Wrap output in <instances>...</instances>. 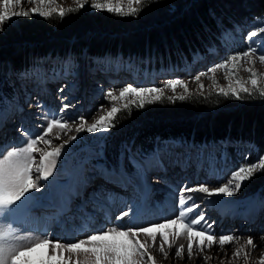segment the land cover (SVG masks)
Wrapping results in <instances>:
<instances>
[{"label": "snow or ice", "instance_id": "6c2138e0", "mask_svg": "<svg viewBox=\"0 0 264 264\" xmlns=\"http://www.w3.org/2000/svg\"><path fill=\"white\" fill-rule=\"evenodd\" d=\"M54 0H0V31L4 30V25L10 23L16 17H31L37 14L44 18H51L57 9L50 8L49 5ZM142 4V0H127V6H123L122 0H76L77 8H69L67 12H75L84 8L86 4L96 10H106L120 16H136L141 7H133ZM25 4L35 5L25 8ZM19 8V10H16ZM58 14L61 18L66 14L64 8H59ZM257 31H249L247 38L249 45L247 50L238 51L235 54L226 57L220 63H214L207 69V73H215L218 69L225 70L231 78L235 75L234 70L244 61L254 63L252 57L257 55L259 61L264 63V36H261L260 43L257 45L254 37L258 32L264 34V27L259 23L253 25ZM66 64L70 62L66 61ZM231 64V68L228 65ZM36 68L25 70L20 73L21 79L34 75ZM55 71V70H54ZM249 71V82L253 88L258 85V73L251 68ZM201 72L192 79L199 82L201 76L207 75ZM215 83V81H214ZM239 87H233L231 84L228 89L220 88L219 92L225 97L229 95L236 99L241 98V93L251 94L250 89L245 86L244 81L237 79ZM202 90L204 85L198 84ZM182 88L184 93L189 91L188 83L182 79H169L162 87L152 86H133L129 83L127 86L120 87L118 95H115V89H109L103 93L105 98L112 104L110 110L105 115H101L95 122L88 123L83 113L69 115L75 107L68 101L67 96L61 97V106L55 110L44 111L38 103L36 106L41 109L42 115L37 119L41 121L35 131H29L20 127L17 131L21 135L19 142H9L0 145V264H158L155 256L150 249L157 248L164 259L167 260L169 253L174 251V258L179 260L202 259L203 264H208L210 260L220 259V264H225V258H228V264L234 259H239L241 253L244 256V264H248L250 253L246 251L247 247L255 249L257 247L251 236L247 238L246 246L237 247L228 257L226 246L237 242L241 237L233 233H216L213 230L215 221L208 222L206 214L201 208V202L197 198L186 193H202L207 198H212L219 194L232 196L241 189L242 182L250 179L257 170H264V157H258V163L238 164L230 171V177L226 182L223 178L218 181V186L209 187L207 182H197L193 186L184 184L175 191L179 193L176 203V211L172 217H160L157 220L148 221L147 226L130 221L128 224L117 223L111 227H93L90 233L82 239H68L65 241L61 237H55L48 232L40 233L39 237L33 239L31 236L22 234L23 230L17 225L16 218L27 215L31 212L35 204L44 199L43 196H36V192H41L45 187H50L57 167V161L65 154V146L72 141L77 140V135L68 136L63 139V135L73 131L75 133L87 132L90 134L100 133L98 139L101 141L97 149L83 161L90 167L92 173L103 178L108 183H116L117 179L129 178L126 170L125 161L135 170L134 175L143 178L147 171L158 169L165 170V160L171 166H178L182 170L195 165L198 169L204 168L205 160L209 161L207 171L213 172L215 157L211 154L206 156L205 149L198 148L196 145H188L186 151L175 152L173 148L179 142H158L156 147L150 152H144L140 149L133 151L131 145H125L115 163H110L104 155L103 140L110 129L116 125L114 120L121 111L115 105L116 101H124L123 108L131 113L132 107L143 108L146 104L162 100L165 89L176 92ZM63 93L65 89H58ZM260 95L264 96V89H259ZM170 101L177 99L184 100V94L166 97ZM12 103L7 95L0 92V106H6ZM101 105L98 111H103ZM4 108L0 107V111ZM22 111V109H20ZM60 140L61 143L55 144L54 141ZM183 147V145H181ZM95 161V162H94ZM117 178V179H113ZM90 177H85L83 184L86 186ZM42 181L48 184L41 183ZM123 186V185H121ZM104 191L101 188V192ZM98 193H93V201H98ZM114 194L108 193L105 201L111 205L115 201ZM83 206H81L82 211ZM134 206H129L128 211L121 210L115 216L116 221H123L133 213ZM67 204L62 202L58 206V214L66 212ZM111 223V221H106ZM186 238L187 245L178 244L180 238ZM171 238V239H170ZM264 240V234L261 235ZM19 241H27V246H21ZM217 247L224 253V257L219 254L213 256L211 249ZM37 248H44L47 254V260L34 262L29 253ZM83 254L84 259L80 260ZM55 257V260H54ZM259 264H264V253L259 257Z\"/></svg>", "mask_w": 264, "mask_h": 264}, {"label": "trees", "instance_id": "16d2710c", "mask_svg": "<svg viewBox=\"0 0 264 264\" xmlns=\"http://www.w3.org/2000/svg\"><path fill=\"white\" fill-rule=\"evenodd\" d=\"M136 16L80 9L63 18L16 17L0 31V65L22 63L26 54H40L55 44H88L143 55L154 50L177 57V51L205 50L206 40L220 34L233 21L264 17V0H144ZM218 18V19H217ZM175 51V52H172ZM190 56L191 54L188 53ZM160 101L143 108L118 112L107 140L108 152L119 145L135 143L150 152L159 139L192 140L198 143L251 141L264 153V96L259 90L241 93V98L220 92L186 96L184 100ZM243 122H246L244 124ZM264 186V170L252 177L240 191L251 194Z\"/></svg>", "mask_w": 264, "mask_h": 264}, {"label": "rangeland", "instance_id": "374dc122", "mask_svg": "<svg viewBox=\"0 0 264 264\" xmlns=\"http://www.w3.org/2000/svg\"><path fill=\"white\" fill-rule=\"evenodd\" d=\"M144 0H142L143 2ZM63 2V3H62ZM101 3H103V0H100ZM123 6H127V0H122ZM141 5V4H140ZM140 5H136L135 3H133V7H140ZM35 5L32 4H25L24 7L25 8H30L33 7ZM50 8L53 9H57L56 12H54L53 14H58V10L59 8H64L69 9V8H77V4H76V0H54V3H52L51 5H49ZM89 9L91 10L90 12H101V11H106V10H96L90 7V4H86L84 6V8L82 9ZM16 10H19V8H17ZM108 12V11H107ZM111 13V12H110ZM124 17H128V16H124ZM25 18H31V19H40V18H44L41 17L37 14H33L31 15V17H25ZM259 23L260 27H264V18L263 19H256L254 20L252 23H249L247 25H236L234 27H228V29H225L223 32H221V34L219 36H217V38H219L217 40V42L214 44L213 48L210 49L209 53L207 54V56H205L204 58H201V55H199V53L196 55L197 58L193 61H191L190 63H186L184 68H179L178 66L175 65H180L182 62L184 63L185 60H180V62H176L173 63L172 66H168L169 68L172 67L171 69H167V67H165L164 69H160L159 71H156L155 69L157 67H154V65H152V63H149V60H153L155 57H152V55H149L148 61H146V63H144V65H142L141 62L137 63V58L133 59L132 61H127L125 63V66H127L129 69L131 70H140L142 71L144 76H148L151 81V83L149 81H147V83L145 85H141L143 84V82H140V86H145V87H152V86H158V87H162L163 85H165L167 83V81L169 79H174V78H178V79H182L184 81H186L188 83V89L189 91L187 93H184L182 88H178L176 90L175 93L172 92V90L170 89H165L164 91V95L165 96H173V95H180V94H184L185 96H190V95H204L208 92H219L220 88H224L225 90L228 89L229 85L231 84V86L233 87H239V85L236 83L237 79L244 81L245 86H247L250 91H254V90H259V89H264V63H261L259 61V58L257 55H254L252 57L254 63H249L247 61H244L242 63H240L238 65V67L234 70L235 75H232L231 78H226L228 77L229 73L226 72L225 70L222 69H218L215 73H207V69L212 67L214 63H220L222 62V60L226 57H229L233 54H235L238 51H243V50H247L248 45H249V40L247 38V33L249 31H257V29L253 26L254 24ZM264 36V34L259 33L257 37H254L253 39L256 40L257 45H259L260 43V37ZM120 58L117 57H113V56H108L105 57L104 59H98L95 57H90V56H86L85 59H82L81 61L79 60H74L73 58H69L66 61L70 62V64H66V61H60L58 59H50V60H45L44 62H42L39 66L38 69L34 75L33 79H38L39 81H43L42 84V89L44 90H49V92L53 89L58 90L60 85H64L61 84L62 81L64 80H60L58 83H55L53 81V78L51 76V72L54 70H57V74L58 76L56 77H61L64 76L66 78H72V80H75L77 78H80L82 75V72L84 69V71L87 72H92L93 78L91 79V86L95 85L96 82H105L107 84V88L106 86H104V84L101 85H95V86H100L98 88V91H94V89L92 87H90L88 85V75L87 73H84L81 79V85H80V90H79V95L76 98H70L69 96H75L76 94H78L76 91H74V89H72V85H71V90L69 91V88H65V92L69 91L68 93H61L62 96H67L68 101L65 102H75V101H82L84 102V100L88 99L91 100L93 98V96H95L97 94L98 96V100L96 101V97L94 102V105L96 108H98V110L100 109L101 105H103L105 103L104 109L103 111H101L96 119H99V117L101 115H105L106 112L108 110H110L112 104L110 103V100L108 98H105L103 93H106L109 89H115L114 94L118 95L119 92V88L124 86H127V83H124L122 85L118 84V83H112L111 80H106L105 81V76H107L108 78H117V74H113L115 72H117V70L122 67V61L119 60ZM229 68H231V64L228 65ZM251 68L253 71L258 73V85L257 88H253V86L251 85V83L249 82V76L250 73L249 71H247V69ZM201 72H206L207 75L205 76H201V79L199 82H195L192 77H194L195 75L201 73ZM106 73V74H105ZM131 74V72H128ZM170 75V76H169ZM12 76V75H11ZM142 78H137V81H140ZM153 79H155L153 81ZM116 80V79H115ZM124 80V79H123ZM135 80V82H137ZM153 81V82H152ZM215 81V83H214ZM49 82H52L51 84H48ZM145 82V81H144ZM199 83H202L204 85V88L201 90L198 86ZM109 85V86H108ZM133 86H138L136 84H133ZM61 87V86H60ZM77 88V86H75ZM32 87L29 86L27 88V91L32 92L33 90H30ZM34 88V87H33ZM64 88V87H63ZM97 89V88H95ZM88 92H91L90 94ZM58 94V93H57ZM57 94H53L51 95V103L53 102H59V105L61 106V98H58ZM25 97H23V101ZM94 101V100H93ZM92 101V102H93ZM20 101H16L14 103L10 104V107L8 108L7 112H4L3 114L0 115V128L5 127L7 124L9 125L10 122H12L13 120V124L10 125V127H13L17 121L21 120L22 118H24V121L21 122L20 127L26 128L29 131H35L37 128L32 124V122L30 121V118L28 116H24L23 117V112H18L17 116L15 117V113H16V105L17 103H19ZM30 102V101H29ZM36 103L43 105V108H46L48 106V104L43 103L42 101H39L38 99L36 100ZM125 102L124 101H116L115 105L118 108H122L123 109V104ZM78 104V103H77ZM32 106L33 103L28 104V106ZM92 104L90 105V109L88 112H84L83 114L85 115V117L88 120V123H92L94 120V117L96 116V111L97 113L99 112L97 109H91ZM76 108L77 107L76 105ZM73 112V115L79 114L77 111ZM29 109V113H33L36 114L38 108L33 107V108H26V111H28ZM36 123V121H35ZM41 123V121H38L36 124L39 125ZM244 124H246V122H243ZM75 124L72 125L73 127V133H75L74 128H75ZM9 127V128H10ZM18 128L14 129V136L11 137V140H16L19 139V137L21 136L20 133L17 131ZM9 130V129H8ZM100 133H96V134H90L87 132H82L80 134H77V140L76 141H72L70 144L65 146V154L62 155L60 162H57V167L54 170V174L52 177H50L49 179H51L50 181H52L51 184V188H44L46 189L45 191V196H47L50 199H56L59 200V198L62 196H64L65 192L68 191L69 189H74L76 187L77 184L80 183V181L83 180L84 178V174L85 176L90 177L91 179H89L88 183L90 184V191L93 190H98L100 188H102L103 183H106L105 180H101L99 178V176H96L94 173H92V171L90 170L89 165L87 164H83V161L91 154V152L95 151L97 149L98 144L101 142L98 137L100 136ZM1 136H4L1 134ZM63 139H67L69 135H63ZM107 138V134L105 135V139ZM105 139L103 140V144L105 142ZM55 144H59L61 143L60 140H56L54 142ZM4 142L3 140L0 141V145H3ZM161 146L163 147V144H161ZM227 144H214V145H203V146H199L198 148H203L205 149V154L206 156L208 154H211L212 156L215 157V161H214V169L215 171L211 172L210 175L209 171H207V169L209 168V161L205 160L204 162V168L203 169H198L195 165L188 167L185 170H182L180 167H173L171 171V169L169 170L168 176H174L172 175V172L177 171L179 173V177H181V179L185 180V181H181V179L178 177L175 178H168L167 181L170 183L172 181H180L182 183H188L191 180H195L198 178V180H200L201 182H211V178L214 176V180L216 179H221L223 178L226 182L227 178L230 177V171L232 169H234L238 164H251V163H258V157H262V156H255V153L257 152L256 148L254 146H243L242 144H234L235 148L233 150V156H237V158L234 159V161H230L229 159V154L227 151ZM188 148V146L183 145V147H180L177 150H173L175 152H180V151H186ZM115 148L111 147L110 148V152H108L109 156H112V152H115ZM122 150V148H121ZM232 150V149H231ZM121 152V151H120ZM239 152L238 154H235ZM64 162V166L70 170H72L73 172V176L72 178L69 180L68 183L64 182L65 179L64 177L61 175L60 173V167L62 166V163ZM95 162V161H94ZM110 163H113L110 161ZM125 164L127 166V161H125ZM170 164H168V161L165 160V169L167 170V167L169 168ZM171 166V165H170ZM131 170H134L131 167ZM154 171L150 170L146 172V176L150 179H154V181H157V179L159 178H164V174H166V172L163 170H158V169H153ZM187 170L189 171V173L192 175L191 178H188L186 172ZM259 170H257L252 177H254L255 175H257V172ZM128 172V171H127ZM130 173H132V176L134 178H138V180L143 179L141 182H138L137 185H142L145 181L147 182V186L150 190V194L153 190L152 188H150L149 186V180L146 176H144L143 178L138 177L136 175H134V172L129 171ZM89 173V174H88ZM197 177V178H196ZM251 177V178H252ZM129 179V178H128ZM211 179V180H210ZM249 180V179H248ZM160 184V179L159 181H157ZM246 181L242 182V186L244 185ZM42 183V182H41ZM158 183H153L154 186H158ZM167 183V184H169ZM45 184H48V182H45ZM164 183H161L158 187H156V191L157 192H161L160 194H157L152 197V199L150 200V204L152 205L153 202H155L153 204V206L151 207V209H155L150 211L149 213H145L146 217L147 214L148 216H150L153 220H157L160 217H163V212L160 210H156V209H160L163 205L165 211H170V214H174V212L176 210L174 209H170L171 205L176 204L177 202L174 203V198L173 195L174 194V189L179 188L177 185H172L171 187L168 186H164ZM209 187H215L218 186V181L216 182H211V183H207ZM136 185V186H137ZM184 184H182L183 186ZM84 186V185H83ZM95 188V189H94ZM163 188V189H162ZM89 189V188H88ZM165 190V192H163L162 190ZM81 190V189H80ZM139 190V189H138ZM74 191V190H73ZM240 191V190H238ZM238 191H236L234 193V195L232 196H224L223 194H219L215 199V203H217L215 206H219V208L223 207V209L225 210L224 213L226 214H216V207L213 206L212 210L211 209H207V204H203L201 205V208L203 209V211L206 214V218L208 219V222L211 223L212 221H215V224L213 225V230H217L222 228L223 226H225V224H228V228L229 229H234L231 231H235L237 232L238 229H248L246 226H244L243 228H237V225H241L242 220H244L242 222V225H245L246 223H252V216L257 213V220L254 224V226H249L250 228V232L247 231L248 233H250L253 236H256L258 240L261 239V235L264 234V214L261 216V212L263 210V206H264V189H261L260 191H257L256 193L252 194V195H248L245 196V198H238L240 196V194H238ZM76 192V191H75ZM111 194H114V196L116 195L117 191H113L111 190L110 192ZM149 194V195H150ZM139 195H140V190H139ZM179 195V193H176L175 196ZM186 195H191L190 193H186ZM77 196V194H76ZM164 199L163 203H159ZM150 199V198H149ZM74 198L70 199V203H74L73 202ZM145 199L141 198V203H144ZM158 202V203H157ZM102 203H104V201H102ZM174 203V204H173ZM157 204H160L161 206H158ZM75 205V203H74ZM150 205V206H151ZM138 207V206H137ZM211 208V206H209ZM148 208V207H147ZM218 208V207H217ZM230 211L236 215V217H238L239 219H235V223L236 225L233 224H229L226 222H229V220L231 219L230 216ZM116 216L118 214V212L114 213ZM141 213L138 214V217ZM166 214V213H165ZM246 214H251L252 216H248L247 218H243L242 216L246 215ZM145 215H141L140 218H138L136 221L140 222L142 219H147L144 218ZM221 216H224V218H228V221H223L221 222ZM242 217V218H241ZM115 219H113L114 221ZM132 221V220H131ZM238 221V223H237ZM245 222V223H244ZM112 223V222H111ZM142 222L137 223V224H142ZM113 224H109L106 227H111ZM242 227V226H241ZM246 227V228H245ZM22 229V228H21ZM226 228H223V230H225ZM23 230V229H22ZM223 230H219V231H223ZM230 231V230H229ZM217 232V231H216ZM25 233H27L25 230H23L22 234L26 235ZM230 233V232H228ZM33 237L32 234L28 235ZM39 236L36 235V237H34L33 239L38 238ZM70 237H68L69 239ZM85 238V237H82ZM81 238V239H82ZM245 240V235L242 236V238L240 239V243H243V241ZM262 240V239H261ZM257 241V240H256ZM21 246H27V241L26 243H24V241H20L18 242ZM178 244H187V240L186 238H180L177 242ZM38 249V248H37ZM36 249V250H37ZM157 248H152L150 249L151 254L154 253V256L156 258L157 254L158 256L162 257V254L158 253L156 251ZM34 251L32 253L29 254V257L34 260V262L41 260H44L42 258V255L39 252L40 251ZM154 250V251H152ZM246 251H248L250 253L249 256V262L248 264H259V257L262 253H264V240L255 248L254 253L253 251H249L248 249H246ZM153 252V253H152ZM157 252V253H155ZM222 253H220V257H222L221 255ZM228 257L232 256V250L228 249ZM55 258V257H54ZM80 260L84 259L83 254L80 255L79 257ZM45 260H47V258H45ZM55 260V259H54ZM156 260H158V264H163L160 261V258H156ZM227 260V261H226ZM164 264H194L192 262V260H185V262H182V260H180L181 262L176 263V261H168L165 260ZM244 256L243 253H241V256L239 259H234L231 261V264H244ZM252 261V262H250ZM225 264H228V258L225 259ZM195 264H203V262H197ZM208 264H220V259L217 260H212L211 262H208Z\"/></svg>", "mask_w": 264, "mask_h": 264}, {"label": "bare ground", "instance_id": "6f19581e", "mask_svg": "<svg viewBox=\"0 0 264 264\" xmlns=\"http://www.w3.org/2000/svg\"><path fill=\"white\" fill-rule=\"evenodd\" d=\"M131 78H133V77H131ZM88 93L90 94L91 92H88ZM23 97H26V96H23ZM41 106L44 107L43 105H41ZM27 112H30L29 109H28ZM197 182H201V181L198 180V178H197V179L191 180L189 183H185V184H187L188 186H193ZM211 182H213V179L211 180ZM147 185L148 184L145 181L142 185H137L136 186V188L140 190L141 198H144L145 201H144V203L140 202L138 207L133 208V213L130 214L128 217H125L123 221H116V220L113 221V219H115V216H114L115 212L113 211L112 206L116 205L119 208V211H118V214H119V212L121 210L128 211L129 206H132V203H126V201H122V205H120V204L117 203V202L120 201V198H119V199H115V201L111 205H107L106 207H102V205H105V201H106V197H107L106 193H104L103 191L102 192L100 191L101 195L104 196L103 200H99L98 199L97 202L93 201L92 193L90 192V190L88 188H85V186H82L81 190L78 193H76L75 191H71L69 193V199L65 200L68 210L65 212V217H64V219L62 221V224L64 226H68L69 227L68 234L65 235V238L68 240V237L72 236L73 239H76V238L80 237L81 235L89 234L90 230L93 227H100V226L106 227L107 224H109V223H106V221H111L112 223L115 222V223L128 224L129 223L128 220H132L133 222L136 223V220L138 219V214L143 211L141 209L143 207H147L146 202L148 201V197H149V194H150V190H149ZM116 191H117V193L114 196L115 198L116 197H125L126 196L124 190L121 187L118 186ZM76 194H77V196H76ZM190 194L195 196L197 198V202H201V205L207 204V207H208L207 209H210L209 206L213 207L214 205L217 204V203H215V199H216L215 196H213L212 198L209 199V198L205 197V195L202 194V193H190ZM71 198H74L73 202L75 203V205H74V203H70V199ZM102 201H104V203H102ZM157 205L161 206L160 204H157ZM174 205H176V204H174ZM81 206H83L82 211H81ZM217 207H218L217 208V210H218L217 213L221 212L220 209H222V208H219V206H217ZM144 211H146V209H144ZM164 216L172 217L168 213H166V214L164 213ZM148 221H150V220H144L142 225L147 226V222ZM216 231L217 230H215V232ZM228 232L233 233V234H235V235H237V236H239L241 238H242V236L245 235V240L243 241V243H240L239 242L240 239H239L237 242H234V243H232L230 245H227L226 246L227 253H228V249L232 250V253H233L237 247L246 246V241H247V238L249 236H251L253 238V240L255 241L257 246L263 241L261 239L258 240L256 236H253L250 233H248L246 231V229H244V230L243 229H238L237 232L231 231V230L226 232L225 230H223V231H217L216 233L220 234V233H228ZM83 237H85V236H83ZM186 245L187 244H185V246ZM41 249H43V253H42L41 256L45 260V258H47L46 251H45L44 248H41ZM246 249H248L249 251L255 250V249H252L251 247H247ZM152 251H154V250H152ZM156 251L159 253V251L157 249H156ZM157 252H155V253H157ZM220 253H222L221 255H222V257H224V253L221 252L217 247H213L211 249V254L213 256H215L217 254L220 255ZM253 253H254V251H253ZM152 255L154 256V253ZM157 257L160 258L159 262H161L163 264L165 263L163 255L161 257V256H158V254H157L156 258ZM185 260H187V259H185ZM185 260H182V262H185ZM215 260H217V259H214V261ZM168 261H176V263L181 262L179 259H175L174 258V251L169 253ZM211 261L212 260H210L209 262H211ZM192 262L195 264L197 262H203V260L202 259H199V260L198 259H194V260H192ZM250 262H252V261H250ZM243 263H244V261H243Z\"/></svg>", "mask_w": 264, "mask_h": 264}]
</instances>
